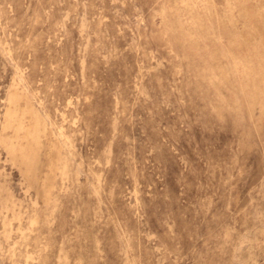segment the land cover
I'll list each match as a JSON object with an SVG mask.
<instances>
[{"label":"rangeland","instance_id":"rangeland-1","mask_svg":"<svg viewBox=\"0 0 264 264\" xmlns=\"http://www.w3.org/2000/svg\"><path fill=\"white\" fill-rule=\"evenodd\" d=\"M0 264H264V0H0Z\"/></svg>","mask_w":264,"mask_h":264}]
</instances>
